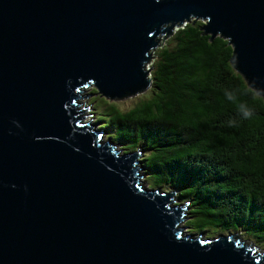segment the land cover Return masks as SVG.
<instances>
[{
    "label": "water",
    "instance_id": "obj_1",
    "mask_svg": "<svg viewBox=\"0 0 264 264\" xmlns=\"http://www.w3.org/2000/svg\"><path fill=\"white\" fill-rule=\"evenodd\" d=\"M191 20L233 47L264 98V0H0V264H264L230 236L194 237L174 193L141 181L80 108L150 88L160 36Z\"/></svg>",
    "mask_w": 264,
    "mask_h": 264
},
{
    "label": "trees",
    "instance_id": "obj_2",
    "mask_svg": "<svg viewBox=\"0 0 264 264\" xmlns=\"http://www.w3.org/2000/svg\"><path fill=\"white\" fill-rule=\"evenodd\" d=\"M233 52L191 20L153 52L150 88L129 109L96 88L90 106L117 149L141 154L148 186L176 194L190 233L233 236L264 251V98L232 65Z\"/></svg>",
    "mask_w": 264,
    "mask_h": 264
},
{
    "label": "rangeland",
    "instance_id": "obj_3",
    "mask_svg": "<svg viewBox=\"0 0 264 264\" xmlns=\"http://www.w3.org/2000/svg\"><path fill=\"white\" fill-rule=\"evenodd\" d=\"M204 23H205V22H204ZM175 31H176V30H175ZM169 39H170V36H166V37L164 36V37H161L160 40H159V46H161V47L165 46V45L167 44V42L169 41ZM153 62H154V56H153V58H152V60H151V62H150V64H149V67L153 64ZM150 71H152L151 68H150ZM94 88H95V87H91V88L85 90V91L82 93V97H81L80 100H79L80 108L83 109V108H87V107H89L91 97H86V96H89L90 93H92V91H93ZM147 91H148V90H147ZM147 91H145L144 94H145ZM144 94H139V95H137V96H133V97H129V98H126V99H123V100H119V101H117V103L120 104V107H121L123 110H127V109H129V107L131 106V104H133V103H132L133 100H135L136 98H138L139 96H142V95H144ZM103 99H104L103 97H101V98H97V97H95V102H96L98 108L101 109V110H102V109H108V103H107V101H106L107 99H106V98H105L106 100H103ZM90 107H92V106H90ZM92 113H93L92 108H90L89 111H87L86 113H84V116L87 117V121H89V122H91V123L94 122V124H95V123H97V122H96L95 119L92 117ZM97 125L99 126V124H97ZM107 139H108V138H107V132H106L105 140H107ZM140 175H141V177H142V180H141V181L144 183L145 186L149 187V186H148L149 183L146 181L148 176L145 174V171H144V170L140 171ZM151 187H152V186H151ZM151 187H149V188H150V189H153V188H151ZM161 192H162V191H161ZM167 194H170V193H167ZM188 220H189V215H186V220L184 221V223L182 224V226H183V228H185V231H186V232L188 231V233H190V232H189V229H187V227H185V226L187 225ZM194 231H195V233H191V234H194V237H198V235H202V236L204 235L203 238H205V239H207V238H210V239H212V240H215V239H216V238H213V237H208L207 233L196 234L197 231H196V230H194ZM214 237H215V236H214ZM243 241H244V240L242 239V242H243ZM244 244H245V245H251V243H250L249 241H244ZM256 249H257V248H256ZM256 253H257V254H261V255H263V254H264V251L258 248Z\"/></svg>",
    "mask_w": 264,
    "mask_h": 264
},
{
    "label": "clouds",
    "instance_id": "obj_4",
    "mask_svg": "<svg viewBox=\"0 0 264 264\" xmlns=\"http://www.w3.org/2000/svg\"><path fill=\"white\" fill-rule=\"evenodd\" d=\"M88 97V96H87ZM229 98H231V97H229ZM242 111H243V114H244V116L245 117H247V116H249L251 113L248 111V110H246V109H242ZM199 236V235H198Z\"/></svg>",
    "mask_w": 264,
    "mask_h": 264
},
{
    "label": "built area",
    "instance_id": "obj_5",
    "mask_svg": "<svg viewBox=\"0 0 264 264\" xmlns=\"http://www.w3.org/2000/svg\"><path fill=\"white\" fill-rule=\"evenodd\" d=\"M148 69H150V67H148ZM150 71V70H149Z\"/></svg>",
    "mask_w": 264,
    "mask_h": 264
},
{
    "label": "bare ground",
    "instance_id": "obj_6",
    "mask_svg": "<svg viewBox=\"0 0 264 264\" xmlns=\"http://www.w3.org/2000/svg\"><path fill=\"white\" fill-rule=\"evenodd\" d=\"M94 123V122H93Z\"/></svg>",
    "mask_w": 264,
    "mask_h": 264
}]
</instances>
